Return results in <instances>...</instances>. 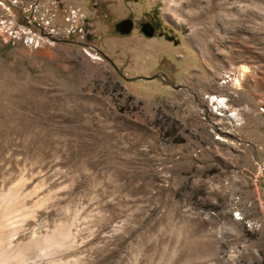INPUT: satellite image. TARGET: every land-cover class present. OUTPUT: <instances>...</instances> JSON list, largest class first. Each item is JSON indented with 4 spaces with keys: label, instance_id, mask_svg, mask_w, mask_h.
<instances>
[{
    "label": "rangeland",
    "instance_id": "rangeland-1",
    "mask_svg": "<svg viewBox=\"0 0 264 264\" xmlns=\"http://www.w3.org/2000/svg\"><path fill=\"white\" fill-rule=\"evenodd\" d=\"M256 161L264 0H0V213L30 264H264Z\"/></svg>",
    "mask_w": 264,
    "mask_h": 264
},
{
    "label": "bare ground",
    "instance_id": "bare-ground-1",
    "mask_svg": "<svg viewBox=\"0 0 264 264\" xmlns=\"http://www.w3.org/2000/svg\"><path fill=\"white\" fill-rule=\"evenodd\" d=\"M31 41H33V39H31ZM235 83L237 84L238 80H235ZM208 97H210V95H208ZM211 99L212 101L210 100V103L215 104V109H217V111L219 109H226V107L228 106L226 104L227 100L223 96L219 98L217 95H214L211 97ZM218 113L220 115L223 114L222 111L221 112L219 111ZM227 116L233 120L240 119L237 111H233L231 114H228ZM13 216H15V210L11 209V207L10 209H6V210L3 209V211H1L0 213V264H30L32 260L30 258H29L30 260H27L26 257L21 256V254H19L21 250H19L17 246L15 247V244L11 243V239L14 238V232L16 231L15 223H13V221L11 220ZM33 238H34V234L29 240H32Z\"/></svg>",
    "mask_w": 264,
    "mask_h": 264
},
{
    "label": "built area",
    "instance_id": "built-area-1",
    "mask_svg": "<svg viewBox=\"0 0 264 264\" xmlns=\"http://www.w3.org/2000/svg\"><path fill=\"white\" fill-rule=\"evenodd\" d=\"M34 7L36 8V6L34 5ZM33 7V8H34ZM34 8V10H35ZM81 15L78 14L77 10H70L68 12V14L66 15L65 19L66 20H74V18H80ZM28 22H30V24L33 26V27H36V28H39L41 29L42 31H44V27L39 24L38 22H36L35 19H32V16L30 17V20H27ZM47 21V20H46ZM47 24V22H46ZM81 29H79L78 27L76 29H72V30H68L66 32V34H76L78 37L80 36V38H82V34H81ZM53 32L52 29H50V31L47 33V34H51ZM210 102V101H209ZM256 173H255V177H254V181H256L258 178H261V185H262V189L264 190V162H261V161H256ZM258 174V175H257ZM255 182H253L254 184ZM259 204L262 208H264V194H263V197L259 200Z\"/></svg>",
    "mask_w": 264,
    "mask_h": 264
},
{
    "label": "water",
    "instance_id": "water-1",
    "mask_svg": "<svg viewBox=\"0 0 264 264\" xmlns=\"http://www.w3.org/2000/svg\"><path fill=\"white\" fill-rule=\"evenodd\" d=\"M139 25H140L139 30L144 36L147 37L152 36L153 27L149 23H140ZM131 28H132V21L129 18H124L114 23L115 31L122 35L128 34L131 31ZM169 39H171V37H169ZM155 77H160L161 79L164 78L163 75H157V74L143 78L153 79ZM139 78H141V76Z\"/></svg>",
    "mask_w": 264,
    "mask_h": 264
},
{
    "label": "flooded vegetation",
    "instance_id": "flooded-vegetation-1",
    "mask_svg": "<svg viewBox=\"0 0 264 264\" xmlns=\"http://www.w3.org/2000/svg\"><path fill=\"white\" fill-rule=\"evenodd\" d=\"M124 18H128V17L125 16V17H123L121 19H124ZM121 19H118V20H121ZM129 19H131V18H129ZM131 21H132V28H131V30L132 29H139L140 28V25H139L140 23H149L153 27L152 36H150V37H153L154 35H156L157 37H165L166 40H168V41H175V40L172 39V37H171V39H169L170 35L168 34V32L167 31H164V29L160 25H158L156 23L155 19H147V20H143V21H134V20L131 19ZM128 34H125V35H128ZM144 37L150 38V37H147V36H144ZM144 79L145 80H150V79H146V78H144ZM163 80L166 81L167 83H169V81L165 77L163 78ZM176 88H178V87H176Z\"/></svg>",
    "mask_w": 264,
    "mask_h": 264
},
{
    "label": "crops",
    "instance_id": "crops-1",
    "mask_svg": "<svg viewBox=\"0 0 264 264\" xmlns=\"http://www.w3.org/2000/svg\"><path fill=\"white\" fill-rule=\"evenodd\" d=\"M229 219H231L230 216H229Z\"/></svg>",
    "mask_w": 264,
    "mask_h": 264
}]
</instances>
